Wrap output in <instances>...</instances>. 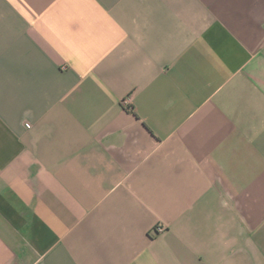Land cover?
I'll return each mask as SVG.
<instances>
[{
	"label": "crops",
	"instance_id": "0c3cea01",
	"mask_svg": "<svg viewBox=\"0 0 264 264\" xmlns=\"http://www.w3.org/2000/svg\"><path fill=\"white\" fill-rule=\"evenodd\" d=\"M0 264H264V0H0Z\"/></svg>",
	"mask_w": 264,
	"mask_h": 264
},
{
	"label": "built area",
	"instance_id": "2783aa9c",
	"mask_svg": "<svg viewBox=\"0 0 264 264\" xmlns=\"http://www.w3.org/2000/svg\"><path fill=\"white\" fill-rule=\"evenodd\" d=\"M157 231H158V232H161V229L158 228Z\"/></svg>",
	"mask_w": 264,
	"mask_h": 264
}]
</instances>
